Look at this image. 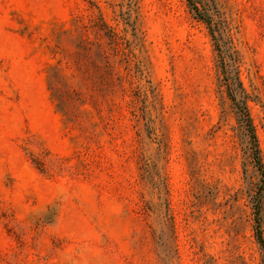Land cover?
I'll list each match as a JSON object with an SVG mask.
<instances>
[{
  "label": "rangeland",
  "instance_id": "obj_1",
  "mask_svg": "<svg viewBox=\"0 0 264 264\" xmlns=\"http://www.w3.org/2000/svg\"><path fill=\"white\" fill-rule=\"evenodd\" d=\"M200 1L221 54L187 0H0V264H264V0Z\"/></svg>",
  "mask_w": 264,
  "mask_h": 264
},
{
  "label": "trees",
  "instance_id": "obj_2",
  "mask_svg": "<svg viewBox=\"0 0 264 264\" xmlns=\"http://www.w3.org/2000/svg\"><path fill=\"white\" fill-rule=\"evenodd\" d=\"M188 4L191 8V10L194 12V16H196V18L199 21H202L206 24L208 30H209V34L212 38V40L214 41V44L216 46V50L221 54V44L220 42H223V40L225 39V35L223 32V29H220L218 24H217V20H216V15L214 14V11L212 9V6L210 5L209 1H200L197 4L192 2V0H187ZM110 36L115 37V35L109 30ZM233 98V97H231ZM234 100V99H232ZM241 110L240 112V116H239V120L240 122H242V124L244 123L249 136H250V140H251V150H252V158L255 160L256 164L258 165L259 171L262 172L261 169V164L259 161V155H258V148H257V143H256V139H255V134L253 131V127L251 125L250 119L247 115L246 109L244 107L240 108ZM263 175V173H262ZM257 241L260 244V246L263 248L264 250V241L261 235H257Z\"/></svg>",
  "mask_w": 264,
  "mask_h": 264
}]
</instances>
